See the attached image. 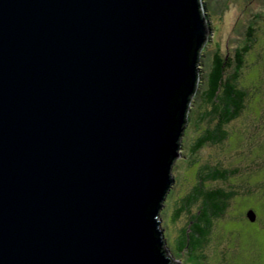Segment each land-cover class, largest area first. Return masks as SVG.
Instances as JSON below:
<instances>
[{
  "label": "water",
  "instance_id": "95a60500",
  "mask_svg": "<svg viewBox=\"0 0 264 264\" xmlns=\"http://www.w3.org/2000/svg\"><path fill=\"white\" fill-rule=\"evenodd\" d=\"M208 30L202 0H0V264H181L159 212Z\"/></svg>",
  "mask_w": 264,
  "mask_h": 264
},
{
  "label": "rangeland",
  "instance_id": "374dc122",
  "mask_svg": "<svg viewBox=\"0 0 264 264\" xmlns=\"http://www.w3.org/2000/svg\"><path fill=\"white\" fill-rule=\"evenodd\" d=\"M208 12V35L200 51V77L192 95L188 120L181 136L180 155L172 165L174 182L159 215L166 244L177 261L188 264L184 256H176L175 237L186 224L179 213L172 220L176 203L194 184L200 166L216 165L235 168L226 181L215 184L231 187L236 194L230 199L224 215L213 223L205 248L208 264H264V0H202ZM252 27L254 43L245 56L240 85L248 92L245 106L238 117L224 126L226 138L206 143L190 154L193 139L209 124L199 119L204 109L200 91L205 88L206 74L214 51L232 55L245 41ZM253 210L254 220L247 217ZM173 251V252H172Z\"/></svg>",
  "mask_w": 264,
  "mask_h": 264
},
{
  "label": "trees",
  "instance_id": "16d2710c",
  "mask_svg": "<svg viewBox=\"0 0 264 264\" xmlns=\"http://www.w3.org/2000/svg\"><path fill=\"white\" fill-rule=\"evenodd\" d=\"M203 6L206 10L204 2ZM205 15L208 16L209 13L206 12ZM251 29L252 27L248 29L245 41L234 49L232 55H222L214 51L206 74L205 88L200 91V103L204 109L198 117V120L203 119L208 124L212 122L213 126L211 129L202 130L193 139L189 147L190 154L206 143L223 141L227 135L224 126L238 117L245 106L248 92L240 85L239 80L244 68L245 56L254 43ZM236 172L235 168L216 165L199 166L195 173L194 184L176 203L172 220L179 213L184 212L186 224L175 237L174 251L178 257L179 254L183 255L188 264H208L205 248L213 223L224 215L230 199L236 194L230 186L224 187L215 183L226 181L228 176Z\"/></svg>",
  "mask_w": 264,
  "mask_h": 264
}]
</instances>
